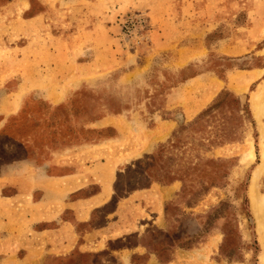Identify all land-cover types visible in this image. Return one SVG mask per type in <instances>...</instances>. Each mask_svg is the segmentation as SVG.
I'll use <instances>...</instances> for the list:
<instances>
[{
	"label": "rangeland",
	"instance_id": "374dc122",
	"mask_svg": "<svg viewBox=\"0 0 264 264\" xmlns=\"http://www.w3.org/2000/svg\"><path fill=\"white\" fill-rule=\"evenodd\" d=\"M61 1L76 4L81 0L46 3L54 6ZM249 1L221 0L201 40L194 42L197 33L190 40L177 36L172 48L159 51L153 49L154 23L149 10L120 11L110 30L113 41H105L97 25L93 35L79 31L83 41L77 42L78 49L75 43L66 47V51L80 53L79 60L92 51V68L84 70L65 55L58 58L48 53L47 57L37 22L24 23L31 19L27 15H38L43 9L42 0H0V19L8 20V27L1 31V65L13 64L22 71L27 65L22 58L26 41L33 65L32 69L27 65L30 74L14 75L8 82L2 75V94L14 85L29 89L19 114L8 120L7 135H0V166L24 154L36 165L51 157L54 164L49 173L83 165V180L96 181L69 197L89 195L102 184L111 193L105 203L90 209L85 221L74 219L71 209L61 213V218L74 220L79 243L65 255H44L46 262L116 264L129 257L131 264H145L158 257L164 264H174L175 259L186 264H264L258 230L259 222L264 225V119L251 112L250 90L255 83L245 76L249 68L264 66V56L239 54L232 39L244 33L241 29L255 16ZM18 2L29 9L7 17L5 11ZM255 2L257 9L264 7V0ZM50 19L55 21L53 16ZM180 26L187 29L191 24ZM51 28L53 32L58 29ZM56 45L51 42V50ZM257 45L264 49V37ZM126 53L135 55L139 65L128 66L121 57ZM59 61L65 72L43 69ZM134 67L139 68L132 71ZM202 72L210 76L202 81L209 87V99L203 106L188 118L182 116L181 106L165 107L166 93L172 87ZM221 79H227L225 84ZM202 82H192L184 96L188 100L201 97ZM160 115L177 120L162 140L152 132ZM257 168L261 172L253 183ZM173 182L178 188H167ZM145 189L149 193L145 198L135 195L123 203ZM155 195L166 197L159 219L146 209L147 203L153 206ZM26 215L20 221L22 240L38 227L33 216ZM136 218L140 221L137 229L122 225ZM89 231L98 233L93 248H87V238H83ZM9 254L26 262L23 248Z\"/></svg>",
	"mask_w": 264,
	"mask_h": 264
},
{
	"label": "crops",
	"instance_id": "0c3cea01",
	"mask_svg": "<svg viewBox=\"0 0 264 264\" xmlns=\"http://www.w3.org/2000/svg\"><path fill=\"white\" fill-rule=\"evenodd\" d=\"M220 3L221 0H81L76 4H67L61 1V3L57 2L53 6L50 3H46V0H42L43 9L40 10L38 15H27L31 19L25 20L24 23L37 22L40 31L43 33L40 34V38L41 43L43 42L44 45L43 50L47 52V57L48 53H55L58 58H64L65 55L67 58H73L79 68L90 70L92 68L90 63L92 51L87 52V58L84 56V59L79 60L81 54L77 51V53H73L70 51L71 49L66 51V47L71 48L74 43L77 44V42L83 41L80 35H93L97 25L101 26L100 29L104 40L113 41L112 39L115 37L110 33V30L115 27L113 21L120 11L131 8H146L149 10L151 20L154 23L152 31L153 49L159 51V49L172 48L173 41L176 40L177 36H184L190 40L193 37V33H197L194 35L196 38L194 42L201 40L206 31H208L206 24L213 22L215 9ZM248 3L252 15L255 16L251 17V22L249 21L245 29H241L246 30L244 33L235 34V37L232 38L234 46L237 47L239 54H262L264 56V49L257 45V42L264 37V7L257 9L256 6L258 4H256L255 0H250ZM29 7L27 5L20 7L18 2L8 8L5 13L7 17H10V14L16 17L18 12L25 11ZM51 12L54 14L52 15ZM52 16L55 18L53 23H51L52 20L50 19ZM210 17L212 18L210 19ZM6 23H8V20L0 19V43L4 39L1 31L8 27L5 25ZM181 24H191V26L187 29H182ZM51 27L58 29L53 32ZM72 28L74 29L73 31L71 30ZM48 30L51 33L50 36L48 35ZM79 31H82L80 35H78ZM51 42L57 44L52 50L50 47ZM198 45L200 46V44ZM79 46L77 44L76 49ZM28 48L30 46L26 41L22 58L32 69V56L28 52ZM121 57L122 59L125 58L128 66L134 65V62L139 65V60L135 58V55L126 53ZM13 59L15 60V58ZM60 62L56 66L46 64L43 69L47 73L61 74L66 69L62 68L64 65ZM27 65L21 71L13 64L3 66L0 62V135L6 133L5 129L9 118L19 114L21 111L23 96L29 89L25 85L22 88L20 85H14L8 92L2 94V86H4L2 82L3 80L8 82L14 78V75L30 74L31 70L29 72L27 68L30 67ZM136 68L139 67H134L131 70L135 71ZM44 70L39 72L43 73ZM246 72L245 76L249 82L255 83L254 89L250 90L251 95L249 98L251 112L253 113L251 97L257 90L264 87V66L256 65L246 70ZM2 75H4L3 80ZM209 77V74L202 72L180 81L177 86L172 87L166 93L165 107L181 106L182 116L185 118L191 117L209 99L208 84L202 82ZM198 80L202 82L200 87L201 97L188 100L184 95L187 94V89L192 86V82H198ZM220 81L225 84L227 79H221ZM216 86H218L217 81ZM263 101L264 96L261 103L264 110ZM259 118L264 119L262 116ZM259 118L257 117V119ZM176 124L177 120L172 116L160 115L155 121L152 132L161 135L160 140H162L166 138ZM8 137L11 140L18 141L11 135H8ZM52 163L54 164L51 157H49L42 165H36L31 156L24 154L22 157L15 158L0 166V264H55L46 262L45 258L43 259L44 255L50 254L51 257L65 255L79 243V235L73 232L74 220L61 218V213L65 209H71L73 210L74 219L85 221L88 218L90 209L105 203L111 196L108 185L102 184L89 195L69 197L70 194L77 193L84 186L92 185L96 181L87 178L86 181L83 180L80 176V170L84 168L83 165L78 166L75 164L71 170L63 173H49L47 170ZM85 167L90 169L91 166L85 165ZM166 186H169L167 188L171 190L178 188V184L174 182ZM147 190L134 192L135 194L123 200V203L132 201L135 199V195L145 198L149 194ZM165 198L164 195H155L152 199L154 202L153 206H149L147 203V211L153 212L157 219H159L158 215L163 210L162 205ZM139 200L142 203V199ZM149 203L152 204L151 201ZM26 206L27 210H25ZM27 213L33 216V223L38 224V227L32 229V236L22 240L20 239L22 237L20 221H22L21 218L23 216L27 218ZM54 221H56L55 224L53 223ZM112 223H118V220ZM127 224H129L130 229H137L140 225L139 218L128 223H122V225ZM110 225L113 224H108V230H111ZM96 236L98 237V233L95 231H89L83 236V238H87V241H85L87 248H91V246L93 248V245L98 243L99 240H97ZM19 248L25 250L24 257L27 263L18 261L9 254L14 253ZM157 259L159 258L157 257ZM157 259L146 260L145 264H164ZM186 263L187 261L181 259L174 260V264ZM116 264L131 263L128 257L127 260H117Z\"/></svg>",
	"mask_w": 264,
	"mask_h": 264
},
{
	"label": "bare ground",
	"instance_id": "6f19581e",
	"mask_svg": "<svg viewBox=\"0 0 264 264\" xmlns=\"http://www.w3.org/2000/svg\"><path fill=\"white\" fill-rule=\"evenodd\" d=\"M264 96V87L260 88L259 90H257L251 97V102H252V108H253V111L256 115V117H260L262 116L264 118V110L262 108V97ZM262 126V127H261ZM261 131L263 132L264 134V123L261 125ZM259 127V128H260ZM263 136V135H262ZM264 160V159H263ZM262 163V162H261ZM261 165V164H260ZM255 170V169H254ZM263 170V169H262ZM261 172V169L260 168H257V170L255 171L254 173V176H253V183H254V179L259 175V173ZM252 183V184H253ZM253 186V185H252ZM252 186L250 187V196L253 195V190H252ZM256 194V193H255ZM258 213V212H257ZM258 230H260V233L262 234L261 235V239L263 241V249H264V225L263 223L259 222L258 223ZM260 238V237H259ZM260 241V240H259ZM261 242V241H260ZM264 258V257H262Z\"/></svg>",
	"mask_w": 264,
	"mask_h": 264
},
{
	"label": "trees",
	"instance_id": "16d2710c",
	"mask_svg": "<svg viewBox=\"0 0 264 264\" xmlns=\"http://www.w3.org/2000/svg\"><path fill=\"white\" fill-rule=\"evenodd\" d=\"M234 102H237V103H238V102H239V98H235V97H234ZM8 138H9V137H8Z\"/></svg>",
	"mask_w": 264,
	"mask_h": 264
},
{
	"label": "built area",
	"instance_id": "2783aa9c",
	"mask_svg": "<svg viewBox=\"0 0 264 264\" xmlns=\"http://www.w3.org/2000/svg\"><path fill=\"white\" fill-rule=\"evenodd\" d=\"M138 16H139L140 20H142V19H143L141 14H138Z\"/></svg>",
	"mask_w": 264,
	"mask_h": 264
}]
</instances>
